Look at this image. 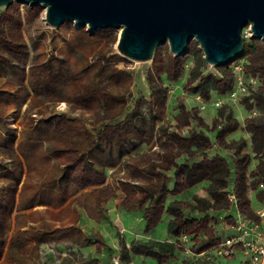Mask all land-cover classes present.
Instances as JSON below:
<instances>
[{"label": "rangeland", "instance_id": "obj_1", "mask_svg": "<svg viewBox=\"0 0 264 264\" xmlns=\"http://www.w3.org/2000/svg\"><path fill=\"white\" fill-rule=\"evenodd\" d=\"M44 17L41 5L0 7V264H247L219 244L238 216L264 218V40L246 26L245 52L224 66L193 39L184 55L163 43L135 62L117 28ZM43 139L33 163L27 144ZM208 158L228 196L201 203ZM20 174L22 197L52 180L68 201L22 210Z\"/></svg>", "mask_w": 264, "mask_h": 264}, {"label": "water", "instance_id": "obj_2", "mask_svg": "<svg viewBox=\"0 0 264 264\" xmlns=\"http://www.w3.org/2000/svg\"><path fill=\"white\" fill-rule=\"evenodd\" d=\"M12 1L41 5L54 28L66 20L91 31L117 28V51L135 62L151 60L163 43L184 55L193 39L207 64L224 66L243 53L246 26L264 40V0H0V7Z\"/></svg>", "mask_w": 264, "mask_h": 264}, {"label": "crops", "instance_id": "obj_3", "mask_svg": "<svg viewBox=\"0 0 264 264\" xmlns=\"http://www.w3.org/2000/svg\"><path fill=\"white\" fill-rule=\"evenodd\" d=\"M51 140H46L43 139V141L37 140V143H41L40 145H36L33 144V142H30L29 144H27V149L31 150L32 154H31V161L33 163H35L37 160H40L41 158L45 157V154H40L41 153V147L43 144V148H42V152L45 153L46 151V147L45 145H48ZM48 143V144H47ZM50 146H52V144H50ZM61 151V150H60ZM211 158H208L207 162H205L206 164L201 166L202 169L204 170V175H198L196 177V181H200V180H205L207 181V185L205 186V190L206 193L205 194H199L202 198H198V201H200L201 203H205L208 201H219L221 198L224 199L223 195L228 196V193L225 192L224 190L221 191V189L219 190L218 188L221 187L223 188V182H224V178H223V174H222V170L224 168H222L223 166L219 163H217V165H213L208 163V161ZM210 164V165H209ZM180 165H183L182 163ZM174 166L171 167V169L174 171ZM187 168V169H186ZM191 168V167H190ZM191 169H189L188 166H181V170H179L180 175L183 176H187V177H192V172H190ZM67 172L65 171V169H63L61 171V178H64L66 176ZM175 174H178V172ZM175 174H171V176H174ZM22 174H20L19 178L17 179L16 182V193H18L19 195V204H21V208L22 210H32L35 209L37 207H47V208H56V207H60L61 205H63L64 203H66L68 201L67 198V190L60 188L59 190H54L53 189V185H52V180H44L38 183L37 186H35L34 189H27L28 190V195L27 196H23L21 195L22 191H23V187H21V185L25 184V181L23 182V177H21ZM79 180L77 181H81L80 178H78ZM23 182V183H22ZM192 182V184L194 183ZM78 183V182H77ZM175 183V182H174ZM101 183H96V185H100ZM190 193L192 196L196 195V191L190 190ZM226 193V194H225ZM195 198V197H194ZM18 201V200H17ZM56 203V204H55ZM24 229V228H21ZM67 231V230H66ZM85 246L84 245H79L78 248H82ZM83 251V250H82ZM76 263L78 264H90V259L89 258H75ZM69 261H71L69 263ZM73 260L71 259H65V264H73L72 263ZM121 264H127L126 262H121Z\"/></svg>", "mask_w": 264, "mask_h": 264}, {"label": "built area", "instance_id": "obj_4", "mask_svg": "<svg viewBox=\"0 0 264 264\" xmlns=\"http://www.w3.org/2000/svg\"><path fill=\"white\" fill-rule=\"evenodd\" d=\"M264 216V213L261 214ZM225 249L224 256H231L233 248H239L247 264H263L264 256V218L260 223H252L249 218L238 216L233 232L219 244Z\"/></svg>", "mask_w": 264, "mask_h": 264}, {"label": "trees", "instance_id": "obj_5", "mask_svg": "<svg viewBox=\"0 0 264 264\" xmlns=\"http://www.w3.org/2000/svg\"><path fill=\"white\" fill-rule=\"evenodd\" d=\"M243 52H245V50Z\"/></svg>", "mask_w": 264, "mask_h": 264}]
</instances>
